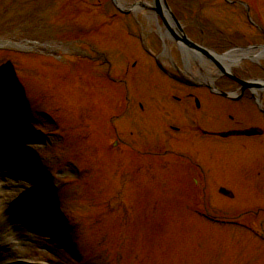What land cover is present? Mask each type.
Segmentation results:
<instances>
[{
  "label": "rangeland",
  "instance_id": "374dc122",
  "mask_svg": "<svg viewBox=\"0 0 264 264\" xmlns=\"http://www.w3.org/2000/svg\"><path fill=\"white\" fill-rule=\"evenodd\" d=\"M176 1L182 22L209 29L264 23V0H202L190 12ZM140 11L122 14L105 0H0V40L24 45H0V144L8 147L0 157L17 172L0 162V264H264V187L253 195L231 170L259 155L188 135L180 103L165 111L154 101L164 97L163 79L182 87L147 60L140 36L150 39L154 13ZM192 64L208 76L207 62ZM139 100L149 101L145 112ZM203 165L225 174L214 178ZM206 171L217 180L207 176V186ZM220 179L234 198L218 193Z\"/></svg>",
  "mask_w": 264,
  "mask_h": 264
},
{
  "label": "flooded vegetation",
  "instance_id": "af4514ba",
  "mask_svg": "<svg viewBox=\"0 0 264 264\" xmlns=\"http://www.w3.org/2000/svg\"><path fill=\"white\" fill-rule=\"evenodd\" d=\"M186 26L184 28L185 32L194 43L221 54H227L226 52L230 49L253 48L254 46H258V44L264 46V37L261 38L258 35V25H249L247 26L249 29L242 26H234L232 30L228 31L242 36L244 42L241 43L233 40L237 36L231 38L229 37L231 35H227L221 29L217 31L218 33L208 32L204 35L203 28H199L198 26L196 29L202 35L194 36L189 28V23ZM238 28H241L242 31H239ZM254 33L257 35L256 38L258 37L261 40L260 42L252 40V34ZM250 34L251 38L248 40ZM169 43L174 49L173 53L175 56L181 57L182 52L178 45L174 41H169ZM153 44L160 54L163 48V39L160 35L155 34ZM192 52V49H190V55H193ZM244 57L245 59L241 64H231L230 71L236 77L235 79L226 76L220 70L209 84H193V81L192 83H184L172 78L182 83V85H178L182 87V90L175 91L163 86L158 93H162L167 98L157 100L156 102L161 107H164L165 111H173V105L171 104L173 101L180 103L179 108H182L184 114L187 113L186 133L188 135L216 138L221 140L219 145H223L222 143H226L225 145L230 144L231 149V146L239 142L240 147L243 146L242 148H238L240 152L250 153L254 151L256 155H259V159L254 157L255 162L249 165L241 166L240 164H236L231 166L234 167L231 169L235 173L234 178L241 181L243 187L249 188L251 192L253 191V195H258L259 191L257 188L259 186L264 187V89L256 88L254 80H264V62L258 64L257 60L253 58L255 54L252 52H249ZM167 58L173 61L174 64L175 58L170 53ZM156 61L160 62L159 59H156ZM163 67L165 69L170 68L164 65ZM259 70L260 73L258 75ZM171 72L179 78L178 71L177 74L173 71ZM237 80L244 81L245 83H240ZM223 93L228 96H225ZM184 107L186 108V112L183 111ZM141 110L146 111V108L142 104ZM164 129H171L174 133H181V127L172 124H166ZM159 134L161 133L159 132ZM205 168L212 172L214 178L217 173L218 176L225 174V169H219L218 165H212V168L205 166ZM200 171L203 172L204 169L200 168ZM208 171L202 176V183L206 181L205 186H207V176L210 178V182L217 181L212 178ZM197 176L193 175L196 178ZM225 178H228L227 174ZM193 181L197 182L195 178H193ZM218 182L217 186L225 184L222 179L218 180ZM231 192H229L228 197L233 194L231 198H234L235 193L232 190Z\"/></svg>",
  "mask_w": 264,
  "mask_h": 264
},
{
  "label": "bare ground",
  "instance_id": "6f19581e",
  "mask_svg": "<svg viewBox=\"0 0 264 264\" xmlns=\"http://www.w3.org/2000/svg\"><path fill=\"white\" fill-rule=\"evenodd\" d=\"M116 2H119V5L120 6H122V7H126V8H134V9H136L137 11H139V10H141L140 12H143V8L139 5L140 3H142V4H146V5H149V6H151V5H153V3H151V2H146L145 0H136V2L134 3V4H131V3H128V2H126V0H115ZM121 2V3H120ZM146 9V8H145ZM144 13V12H143ZM145 14V13H144ZM154 23H155V21H154ZM4 42V40H0V45H3V44H5V43H3ZM261 56H263V55H261ZM260 55L259 56H257V58H259V57H261ZM226 63V62H225ZM211 73V72H210ZM212 74V73H211ZM0 135H2V134H0ZM5 143V142H4ZM1 149H8V147L6 146V145H2V144H0V150ZM0 162H1V165L4 167V169H7L8 171L9 170H11L10 168H9V164H7L6 162H3V158H1L0 157ZM10 172V174H14V175H16V173L17 172H13V171H9ZM1 193H3V190H0V194Z\"/></svg>",
  "mask_w": 264,
  "mask_h": 264
},
{
  "label": "water",
  "instance_id": "95a60500",
  "mask_svg": "<svg viewBox=\"0 0 264 264\" xmlns=\"http://www.w3.org/2000/svg\"><path fill=\"white\" fill-rule=\"evenodd\" d=\"M159 3V0H156V4H157V8L155 9L158 13H161L160 12V7L158 5ZM166 5V4H165ZM166 9L169 11L168 7L166 6ZM173 20L175 21V23H177L176 19L172 16ZM164 22H165V19L163 18Z\"/></svg>",
  "mask_w": 264,
  "mask_h": 264
}]
</instances>
